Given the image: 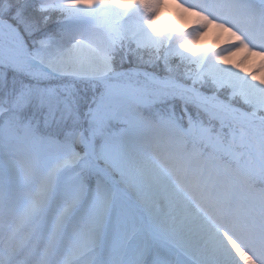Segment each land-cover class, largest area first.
<instances>
[{
  "label": "snow or ice",
  "instance_id": "snow-or-ice-1",
  "mask_svg": "<svg viewBox=\"0 0 264 264\" xmlns=\"http://www.w3.org/2000/svg\"><path fill=\"white\" fill-rule=\"evenodd\" d=\"M162 7L0 0V264H264V0Z\"/></svg>",
  "mask_w": 264,
  "mask_h": 264
},
{
  "label": "rangeland",
  "instance_id": "rangeland-1",
  "mask_svg": "<svg viewBox=\"0 0 264 264\" xmlns=\"http://www.w3.org/2000/svg\"><path fill=\"white\" fill-rule=\"evenodd\" d=\"M162 3L163 7L156 21V27L159 31L183 34L196 26L195 18L188 17L183 9L178 7L182 0H162ZM194 46L199 49L198 54H203L207 51L219 50L221 47H226L227 44L218 36L215 29H210L198 38ZM229 60L228 66L238 65L235 70L241 71L242 74L256 72L258 76H264V72L259 70L261 61L258 57H250L249 53L242 51L231 55Z\"/></svg>",
  "mask_w": 264,
  "mask_h": 264
}]
</instances>
